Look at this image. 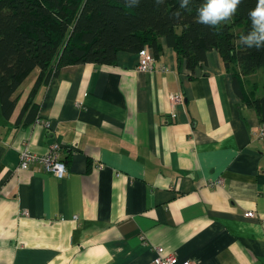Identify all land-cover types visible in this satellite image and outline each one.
<instances>
[{"label":"crops","instance_id":"crops-1","mask_svg":"<svg viewBox=\"0 0 264 264\" xmlns=\"http://www.w3.org/2000/svg\"><path fill=\"white\" fill-rule=\"evenodd\" d=\"M159 42L165 71L124 50L116 64L66 65L39 88L37 117L17 122L36 68L0 113V264H153L157 247L177 264H264V116L248 102L264 68L244 75L212 49L191 70ZM55 142L63 178L20 168L24 148Z\"/></svg>","mask_w":264,"mask_h":264},{"label":"trees","instance_id":"trees-1","mask_svg":"<svg viewBox=\"0 0 264 264\" xmlns=\"http://www.w3.org/2000/svg\"><path fill=\"white\" fill-rule=\"evenodd\" d=\"M202 2L193 0L189 11L179 8V0L133 5L129 0H0V113L13 115L22 95L17 91L36 68L39 74L17 122L25 114L27 121L37 117L38 90L62 67L116 64L119 51L139 53L145 46L158 56L161 37L176 52L179 66L191 70L203 65L212 49L227 68L239 64L244 75L264 68V49L247 48L240 40L250 30L249 11L256 0H242L237 12L215 28L198 23ZM248 102L264 116V95Z\"/></svg>","mask_w":264,"mask_h":264},{"label":"built area","instance_id":"built-area-1","mask_svg":"<svg viewBox=\"0 0 264 264\" xmlns=\"http://www.w3.org/2000/svg\"><path fill=\"white\" fill-rule=\"evenodd\" d=\"M139 63H138V69L139 70H146V71H153L157 68L160 70H167V67L165 65H161L160 67H157V58L155 56L154 51L150 46H145L142 48L139 53ZM170 100L174 103H182L184 100L183 94L181 92L172 93L170 94ZM78 105H83V102H78ZM176 114L173 113L172 116H175ZM44 126L49 127L50 122L47 120L44 123ZM257 137L260 140H264V123L261 124V126L258 128L256 132ZM61 144L59 142H55L51 145V148L48 153L44 155H39L37 153H34L30 151L28 148H24L20 152V168H29L35 163L40 162L44 165L45 170L55 174L58 178H63L67 171V165L62 157L61 152ZM102 164H99V167L102 168ZM223 183L222 179H219L217 181L211 182V185H221ZM246 216H254V211H247L245 212ZM77 217V216H76ZM178 257L174 254H170L167 256L163 255V247H157V255L153 259V264H177L178 263ZM182 264H198L195 261H183Z\"/></svg>","mask_w":264,"mask_h":264},{"label":"clouds","instance_id":"clouds-1","mask_svg":"<svg viewBox=\"0 0 264 264\" xmlns=\"http://www.w3.org/2000/svg\"><path fill=\"white\" fill-rule=\"evenodd\" d=\"M193 0H179V8L191 10ZM130 5L136 0H129ZM157 4L164 0H156ZM242 0H203L197 9L198 23L215 28L221 22L229 20L238 9ZM250 30L240 37L241 43L247 48L264 49V0H256V6L249 11Z\"/></svg>","mask_w":264,"mask_h":264},{"label":"rangeland","instance_id":"rangeland-1","mask_svg":"<svg viewBox=\"0 0 264 264\" xmlns=\"http://www.w3.org/2000/svg\"><path fill=\"white\" fill-rule=\"evenodd\" d=\"M30 80H31V82H32V80H33V76L30 77V79L27 81V83H26L27 85L29 84ZM31 82H30V83H31ZM27 85H25V87H26Z\"/></svg>","mask_w":264,"mask_h":264}]
</instances>
